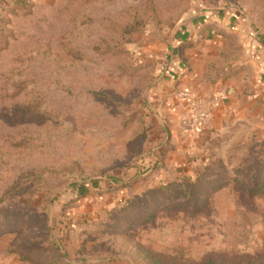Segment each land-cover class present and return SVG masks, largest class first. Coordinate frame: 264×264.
<instances>
[{
  "label": "rangeland",
  "instance_id": "rangeland-1",
  "mask_svg": "<svg viewBox=\"0 0 264 264\" xmlns=\"http://www.w3.org/2000/svg\"><path fill=\"white\" fill-rule=\"evenodd\" d=\"M202 9L240 11L264 43V0H0V264H264V185L249 190L264 176L263 105L194 173L164 160L144 175L171 146L157 67ZM210 29L226 45L209 74L246 84L247 66L227 70L238 36L215 25L180 55ZM210 162L235 179L203 210L137 219L135 200Z\"/></svg>",
  "mask_w": 264,
  "mask_h": 264
},
{
  "label": "crops",
  "instance_id": "crops-1",
  "mask_svg": "<svg viewBox=\"0 0 264 264\" xmlns=\"http://www.w3.org/2000/svg\"><path fill=\"white\" fill-rule=\"evenodd\" d=\"M202 10L196 11L199 22L187 24L174 39L171 50L162 57L156 70L159 83L152 93L160 101L159 106L165 110L170 125L171 146L165 167L170 170L181 168V172L183 170L186 174L194 173V168L201 167L213 156L219 143L230 139L233 127L243 126L251 113L264 106V48L252 27L240 11ZM209 24L215 25L217 30L238 36L244 54L241 61L227 66V70L247 66L254 74L246 84L241 74L230 78L221 73L209 74L207 66L220 51H224L226 45L225 40L211 29L203 32L202 40L195 49H186L185 54L180 55L178 48L190 45L192 41L190 31L201 30ZM182 93L189 96L184 97ZM192 100H199L204 105L210 114V121L205 129L189 132L180 121L189 116ZM160 178L164 179L163 176Z\"/></svg>",
  "mask_w": 264,
  "mask_h": 264
},
{
  "label": "trees",
  "instance_id": "trees-1",
  "mask_svg": "<svg viewBox=\"0 0 264 264\" xmlns=\"http://www.w3.org/2000/svg\"><path fill=\"white\" fill-rule=\"evenodd\" d=\"M259 44L264 45L263 41L259 39ZM150 155V154H149ZM165 152L162 151L160 156L150 155L154 158V165L151 169L145 173V176L150 175L154 170L160 167L162 162L166 159ZM144 157L138 159L139 161H144ZM140 169V166H136ZM214 168V163L210 162L209 167L204 168V171L195 174L194 176L182 178L177 181L168 182L159 188L149 190L144 196L135 200V207L137 212L140 214L137 219H142L148 222H152L155 219L156 212L161 208H166L168 210H187L190 209L194 212H199L204 209L207 204V197L214 193L215 191L221 189L227 185L230 181L235 178L228 176L229 174H217L212 168ZM254 175V185L249 188L250 193L254 195L263 188L264 176L262 173L256 172ZM142 171L135 173L133 178L144 176ZM253 175H251L252 178ZM260 177V178H259ZM259 179H263L260 181ZM259 180V181H258ZM80 186H74L72 192L78 191ZM85 195H79L77 199L83 198ZM148 205L147 207H145ZM151 205H153L151 208ZM141 207V208H140ZM140 208V209H139ZM21 259L34 262V260L25 257V255L20 254Z\"/></svg>",
  "mask_w": 264,
  "mask_h": 264
},
{
  "label": "built area",
  "instance_id": "built-area-1",
  "mask_svg": "<svg viewBox=\"0 0 264 264\" xmlns=\"http://www.w3.org/2000/svg\"><path fill=\"white\" fill-rule=\"evenodd\" d=\"M184 97H188L187 93L181 94ZM210 121V114L205 109L204 105L199 100H192L191 112L188 117L180 121L181 126L186 131H197L205 129Z\"/></svg>",
  "mask_w": 264,
  "mask_h": 264
}]
</instances>
